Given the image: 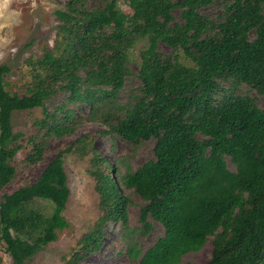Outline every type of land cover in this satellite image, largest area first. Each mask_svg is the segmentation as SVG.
Wrapping results in <instances>:
<instances>
[{
	"label": "trees",
	"instance_id": "16d2710c",
	"mask_svg": "<svg viewBox=\"0 0 264 264\" xmlns=\"http://www.w3.org/2000/svg\"><path fill=\"white\" fill-rule=\"evenodd\" d=\"M92 1L66 0L55 10L54 43L26 60L23 95L6 88L10 68L0 64V191L12 178L11 158L27 147L28 163L41 160L47 138L74 132L81 106L106 125L58 150L33 182L1 194L0 241L12 263L23 264L68 225L63 157L75 153L88 157L100 214L64 264L97 252L109 222L126 243L124 264H179L209 237L206 264H264V0H123L129 11L120 0ZM210 7L219 10L210 15ZM141 40L134 73L129 52ZM130 76L136 85L120 102ZM56 95L63 102L49 105ZM35 108L34 132L15 133L13 113ZM100 133L132 145L153 140L152 156L135 168L123 157L111 163L93 146ZM133 196L144 203L130 226ZM155 224L162 233L143 251L135 236Z\"/></svg>",
	"mask_w": 264,
	"mask_h": 264
},
{
	"label": "rangeland",
	"instance_id": "374dc122",
	"mask_svg": "<svg viewBox=\"0 0 264 264\" xmlns=\"http://www.w3.org/2000/svg\"><path fill=\"white\" fill-rule=\"evenodd\" d=\"M66 0H10L9 5L0 17V64L5 63L10 71L5 76L6 88L10 91L17 90L20 95L24 94V88L30 82V69L26 62L28 58L38 57L43 54L45 48L53 45L57 26L60 23L56 18L55 10L64 9ZM94 5L92 0H89ZM119 5L126 11L129 7L120 0ZM217 7L205 10L208 14H216ZM146 41H138L129 52V66L136 73L140 63V51L145 48ZM164 53H170V48L164 44L158 47ZM179 61L185 65H193V61L179 52ZM135 76H130L126 81L125 89L118 95L120 102L127 101L128 91L136 85ZM63 102L61 95H56L49 102L59 104ZM258 104L264 105V98H258ZM69 106L74 107L72 104ZM79 107V106H78ZM77 107V108H78ZM99 113L90 111L81 106L75 116L78 118L75 130L71 134L63 136H51L45 140V149L41 160L28 163L25 159L27 147L20 149L10 160L12 178L0 191L1 194L10 193L16 188L33 182L56 152L79 136L90 132L96 133L106 129V125L97 120ZM41 117V109L21 110L13 113L12 125L15 133H33V121ZM24 138L20 139L23 142ZM153 140L140 145H132L119 137L107 134H96L93 140L95 149L114 163L118 158H126L135 168L152 156ZM63 165L67 174V184L70 195L66 203L63 215L68 225L58 232L56 240L42 247L23 264H64L77 241L88 230L100 214L98 194L94 189V180L88 174V157H80L75 153H67L63 157ZM228 168L233 170L234 166L228 161ZM133 202L128 206V221L130 226L138 224L139 207L144 203L139 197L133 196ZM40 207L49 212L52 209L50 202L37 201ZM162 233V227L155 224V230L146 236H135L139 247L145 251ZM125 242L117 223H107L102 246L97 252L85 257L81 264H124L127 258L121 254L125 248ZM212 250L211 237L198 251L187 252L182 255L179 264H206ZM1 264H13L10 255L4 250L0 241Z\"/></svg>",
	"mask_w": 264,
	"mask_h": 264
},
{
	"label": "clouds",
	"instance_id": "9594fccd",
	"mask_svg": "<svg viewBox=\"0 0 264 264\" xmlns=\"http://www.w3.org/2000/svg\"><path fill=\"white\" fill-rule=\"evenodd\" d=\"M9 3H10V0H0V17L3 16L4 10L7 8ZM0 27H3V26L0 25Z\"/></svg>",
	"mask_w": 264,
	"mask_h": 264
}]
</instances>
